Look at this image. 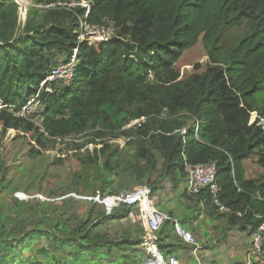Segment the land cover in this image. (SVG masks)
<instances>
[{
	"label": "trees",
	"instance_id": "obj_1",
	"mask_svg": "<svg viewBox=\"0 0 264 264\" xmlns=\"http://www.w3.org/2000/svg\"><path fill=\"white\" fill-rule=\"evenodd\" d=\"M85 1L91 3L88 16L84 7L41 13L30 8L27 22L20 19L26 22L21 32L19 5L0 0V99L15 112L75 49L78 62L68 85L52 83L51 91L41 92L40 125L8 110L0 113V143L12 130L19 140L33 134L50 151L58 143L74 152L91 146L85 157L76 156L95 170L93 195L120 196L139 185L154 192L169 178L176 185L183 181L188 197L203 196L217 210L208 191L189 195L184 169L185 163H214L219 201L245 213L230 219L246 227L264 223V176L247 179L244 167L250 160L264 170V0ZM107 21L117 27L110 42L79 43L81 22ZM200 42L209 57L206 70L182 79L176 64ZM120 139L135 148L129 157L112 147ZM93 205L97 216H74L75 229L64 215L49 229L39 222L29 230H8L0 219V264H76L92 261V251L141 264L135 258L144 253L141 239L105 228L128 218L132 207L122 205L106 216ZM158 247L166 250L162 242Z\"/></svg>",
	"mask_w": 264,
	"mask_h": 264
},
{
	"label": "rangeland",
	"instance_id": "obj_2",
	"mask_svg": "<svg viewBox=\"0 0 264 264\" xmlns=\"http://www.w3.org/2000/svg\"><path fill=\"white\" fill-rule=\"evenodd\" d=\"M36 1L28 0L27 5L22 6L18 0H15L19 5L18 31H23L30 8L39 10L40 13L42 10H48L46 5L36 4ZM73 3L74 0H57L55 5L71 8ZM25 17L26 22L23 25L20 19L23 21ZM208 63L207 51L200 42L184 53L176 64V70L182 79H186L196 72L203 73ZM197 65H200L199 70L195 69ZM41 114L40 105H33L28 109L25 117L40 125ZM134 125L136 124L133 122L129 126ZM26 138L27 140H19L17 133L11 130L4 135L0 143V200H3V204L0 203V219L6 224V228L15 231L17 228L29 230L42 222V226L49 229L52 223L57 222L60 215H64L65 218H69V224L75 229L77 226L75 217L78 216L79 221H84V217L89 213L91 219H94L97 214L92 211L94 205L91 197L94 196L95 191V170L81 164L76 156L78 154L79 157H85L87 150H92L93 147L89 146L88 149L86 147L82 152H74V149L58 143L55 149L50 151L38 146L33 134H27ZM112 143L113 148L115 145L120 147L123 158L129 157L135 150L132 146L125 148L124 139ZM31 149L38 151L39 154L33 155ZM259 169L260 167L255 168L253 164H249L250 176H260ZM130 215L136 218L134 207ZM44 217L50 218L53 222L45 221ZM171 238L172 243L178 245L175 235L172 234ZM91 254L94 256L92 261H88L85 257L87 260L76 264H99L100 260L106 261L105 264L125 262L122 258L113 260L107 254H96L94 251ZM90 257L92 258L91 255Z\"/></svg>",
	"mask_w": 264,
	"mask_h": 264
},
{
	"label": "built area",
	"instance_id": "obj_3",
	"mask_svg": "<svg viewBox=\"0 0 264 264\" xmlns=\"http://www.w3.org/2000/svg\"><path fill=\"white\" fill-rule=\"evenodd\" d=\"M56 7L64 8L66 6L60 4L46 6L48 9ZM77 7L86 8V16H88L91 10V3L85 0H74L73 7L69 9H75ZM116 32L117 29L114 25H90L87 22H81L78 39L79 43H86L88 46L98 43H108L116 36ZM77 66V50L75 49L70 59H66L62 62L41 82L36 95L22 106L20 111L15 112L14 106L7 105L0 99V113L8 110L15 115L25 116L31 106L40 105L39 99L43 90L51 91L49 89L50 84L60 82L68 85L75 75ZM138 122L139 121H136L134 124ZM129 127L131 126H127L126 128ZM197 130L198 125H196V131ZM182 133L185 134L186 130H182ZM125 142L124 140V143ZM184 169L186 173V189L190 196L196 197L202 191H208L213 197V203L220 214L235 215L238 218H243L245 216V213L232 210L219 201L218 194L220 189L217 183V169L214 163L199 165L185 163ZM153 195L152 187L149 185H139L124 195H94L91 197V201L93 204L102 207L107 215H110L122 205L134 207L138 224L143 232L141 236V246L145 252L153 257L147 264H185L175 256H169L164 259L162 257L160 258L159 254H155L158 250V234L167 223H171L173 233L178 241L191 248V253L194 258L193 264H203L202 253L204 248L197 241L195 234L186 229L177 218L171 217L167 213L159 210L153 202ZM249 238L250 247L247 255L248 260H254L257 263L264 264V223L257 227H249Z\"/></svg>",
	"mask_w": 264,
	"mask_h": 264
},
{
	"label": "crops",
	"instance_id": "obj_4",
	"mask_svg": "<svg viewBox=\"0 0 264 264\" xmlns=\"http://www.w3.org/2000/svg\"><path fill=\"white\" fill-rule=\"evenodd\" d=\"M249 164H253L255 168L259 167L253 161H246L244 167L247 179H259L264 176V170L261 168L259 169L260 176H250ZM158 177L156 176L154 180ZM184 188L183 181L176 185L171 183L169 178H164L153 192V202L159 210L177 218L185 228L190 231L193 229L192 232L197 241L204 248L202 253L203 264H263L248 260L249 227L244 226L239 220L230 219L228 215L220 214L212 206H207L203 196L201 198L188 197ZM106 216L108 215L106 214ZM105 228L112 235L128 233L133 239H141L143 234L139 229L137 216L135 218L130 214L121 222H107ZM172 234L174 235L172 225L167 223L158 234V246L162 242L166 246V250L164 249L165 251L162 252L158 247L155 254H159L160 258L164 259L169 256H176L185 264H193L194 258L191 248L179 241L178 245L173 244L171 241ZM170 245H174V247L171 248ZM142 250L144 249L142 248ZM126 254L133 256L132 252ZM135 258L141 264H147L153 257L144 250L142 255L135 256Z\"/></svg>",
	"mask_w": 264,
	"mask_h": 264
},
{
	"label": "clouds",
	"instance_id": "obj_5",
	"mask_svg": "<svg viewBox=\"0 0 264 264\" xmlns=\"http://www.w3.org/2000/svg\"><path fill=\"white\" fill-rule=\"evenodd\" d=\"M90 11H91V10H90ZM85 14H86V13H85ZM89 14H90V13H89ZM103 25H106V26L114 25V26H115V24H114L113 22H109V21H107V22L104 23ZM115 27H116V26H115ZM116 29H117V27H116ZM116 36H117V32H116ZM116 36H115V37H116ZM113 38H114V37H113ZM113 38H112V39H113ZM112 39H111V40H112ZM111 40H110V41H111ZM110 41H109V42H110ZM100 44H103V43H100ZM135 122H136V121H135ZM135 122H134V123H135ZM129 128H130V127H129Z\"/></svg>",
	"mask_w": 264,
	"mask_h": 264
},
{
	"label": "bare ground",
	"instance_id": "obj_6",
	"mask_svg": "<svg viewBox=\"0 0 264 264\" xmlns=\"http://www.w3.org/2000/svg\"><path fill=\"white\" fill-rule=\"evenodd\" d=\"M20 2V5L26 6L28 3V0H18Z\"/></svg>",
	"mask_w": 264,
	"mask_h": 264
}]
</instances>
